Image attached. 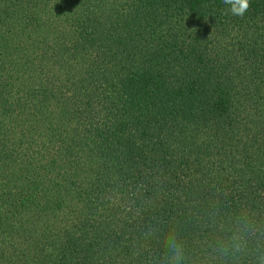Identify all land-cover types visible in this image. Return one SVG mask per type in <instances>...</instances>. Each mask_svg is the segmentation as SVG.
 <instances>
[{"label":"trees","instance_id":"trees-1","mask_svg":"<svg viewBox=\"0 0 264 264\" xmlns=\"http://www.w3.org/2000/svg\"><path fill=\"white\" fill-rule=\"evenodd\" d=\"M249 5L0 0V264H169L172 232L181 264H260Z\"/></svg>","mask_w":264,"mask_h":264},{"label":"clouds","instance_id":"clouds-1","mask_svg":"<svg viewBox=\"0 0 264 264\" xmlns=\"http://www.w3.org/2000/svg\"><path fill=\"white\" fill-rule=\"evenodd\" d=\"M223 4L228 6L232 15L242 17L249 9V0H223ZM193 30H196L193 28ZM167 247L170 253L169 264H181L184 259V245L178 239L177 235L172 232L167 239ZM260 264H264V255L260 258Z\"/></svg>","mask_w":264,"mask_h":264}]
</instances>
